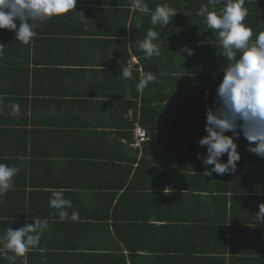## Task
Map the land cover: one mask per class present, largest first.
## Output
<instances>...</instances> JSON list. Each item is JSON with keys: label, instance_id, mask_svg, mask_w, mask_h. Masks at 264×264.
I'll list each match as a JSON object with an SVG mask.
<instances>
[{"label": "trees", "instance_id": "obj_1", "mask_svg": "<svg viewBox=\"0 0 264 264\" xmlns=\"http://www.w3.org/2000/svg\"><path fill=\"white\" fill-rule=\"evenodd\" d=\"M145 2L149 12H139L131 8V0H77L76 9L72 11L83 12L84 16L90 19L98 18L100 23L91 26L90 31L83 32L91 38V41L86 42H91L93 45L103 44V47L105 43L119 46L115 59L120 61L118 64L115 62L114 67L108 66V69L88 66L95 63L88 58L87 61H83L85 59L82 58L73 61L77 65L73 69L70 68V63L67 64L51 55L55 51L54 48L51 53L45 51L47 43L51 45L53 41L55 44L56 37L63 35L58 28L60 26L54 25L58 17L40 24L35 29L36 35L28 44L16 40L14 31L0 29V44L4 45L0 54V119L22 117V120L17 121L12 128H4L1 131L29 134V122L26 121L29 120L30 114L34 119L42 109L55 110L54 106L60 108L65 103L74 104L73 107L76 109L91 104L93 106L109 104L111 122L106 124L108 120H105L100 127L106 124L105 127L109 131L106 135H110L114 130L115 139L121 141L120 147L126 148H128L126 142L132 139L133 130L137 126L147 130L149 140L143 146L144 155L140 165L152 162L163 180L159 184L163 186L165 183L170 188L169 194L165 195L166 198L172 200L175 197L172 202H175L178 209L191 207L195 212L186 214V222L179 220L177 226L175 223L172 232L178 233L179 237L173 244L184 243L188 252L195 243V240L190 238L198 237L201 238L202 245L196 252H201L204 244L210 245L215 242L219 245L224 242L227 244V236L235 225L246 222V219L236 218L233 203L230 210L225 206L223 209L220 208L221 211H217L216 216L218 217L219 214L224 220L220 228L214 226L212 221L214 219L201 217L202 206H206L204 205L206 194L203 195L206 192L202 191L208 190L212 193L217 189L216 185H210L208 189L203 188L205 181L211 182L210 180L218 178V175L213 173L209 177L203 174L205 165L201 159H197V154H206V146L201 147L198 141L207 134L206 109L213 105L216 99V90L223 79L222 71L226 60L219 54L221 46L218 34L208 30L204 18L197 15L201 5L207 4L208 0H145ZM163 3L175 8L177 14L169 25L156 29L161 32V38L155 41L159 44L160 56H147L135 42L142 40L151 27V10H154L157 4ZM245 6L248 8L245 23L251 26L255 37L260 26L264 25V0H246ZM221 7L223 2L216 5L217 11ZM185 45L193 49V55L181 51ZM132 57L137 58V64L133 62ZM129 60H132L135 70L132 79L125 80L120 77V69ZM149 71L156 75L157 79L140 93L136 90V84L141 74ZM123 81L129 84V91H132L129 99H127L128 91L122 94ZM190 82H199L193 85L195 92L192 101L186 96L180 97L183 92L190 94L193 91L187 88ZM44 83L45 85H42ZM41 115L45 116L42 112ZM43 121L38 123L46 124V127L40 130L37 125H33L34 130L31 133L52 132L53 134L49 129V125H52L51 120ZM226 134L232 135V133ZM93 136L94 134L91 138ZM236 142L241 159L235 173L222 175L225 176L227 184L226 193L233 196L234 191L228 190H234L237 185L244 186L241 188L242 193L238 192L237 195L245 198L241 201V210L251 214L252 217L248 219L254 224L264 225V222H258L255 215L259 211L260 204L264 203V158L248 151V141L242 133ZM120 153L125 155L124 151ZM137 161V155L131 156L128 161L125 160L126 164L121 170L127 168L128 171L119 186L120 189H124L133 173L139 172V167L134 168ZM226 161L227 154L222 157V162ZM160 167L162 168L159 169ZM207 167L210 169L213 166ZM243 177L245 180L240 182ZM186 179L194 185V190L198 194L190 193L186 196L187 190L183 189ZM197 179L200 186H195L194 180ZM144 191L149 193L158 190L145 188ZM162 207L167 212L170 205L165 208L164 204ZM131 228V232H136V227ZM185 229L196 232L189 231L187 234ZM162 250V253H170L168 248ZM181 255L179 259H182ZM104 258L106 260L112 258V263L106 264H126L122 257L106 255ZM0 264H9V262H5L3 256H0Z\"/></svg>", "mask_w": 264, "mask_h": 264}, {"label": "crops", "instance_id": "obj_2", "mask_svg": "<svg viewBox=\"0 0 264 264\" xmlns=\"http://www.w3.org/2000/svg\"><path fill=\"white\" fill-rule=\"evenodd\" d=\"M98 22V18H87L77 10L59 16L54 25L60 26L58 28L63 35L56 37L55 44L53 41L51 45L47 43L45 51L51 53L54 48L52 53L56 54L59 49L64 50L66 58L63 62L70 63L73 69L77 67L73 61L81 58L95 62L88 64L90 67H114V63L120 61L115 59L118 44L105 43L103 47V44L86 42L91 38L83 32L90 31L91 26L100 24ZM134 58L133 62L137 60ZM123 86L122 94L128 91L129 99L132 92L129 91V84L123 81ZM73 106L65 103L60 108L54 106L55 110L42 109L34 119L30 114L26 121L29 122L30 132L25 135L1 131L12 128L22 117L0 119V163L20 167L12 189L0 197V235L9 227L18 229L36 218L48 222V230L43 234L39 248L29 249L23 256L17 257L16 264L112 263V258H104L106 255L122 257L126 264H264V225L254 224L248 219L251 214L241 210V201L245 198L237 195L244 186L237 185L234 190H228L234 191L232 196L226 193L225 176L218 175L219 179L205 181L203 188L216 185L217 189L212 193L202 191L206 192L203 195L206 194L207 204L204 202L206 206H202L201 217L214 219V226L220 228L224 220L219 214L216 216L217 211L225 206L230 210L233 203L236 218L246 219V222L235 225L227 236V244H204L201 252H196L202 245L201 238L191 237L195 243L187 252L184 243L173 244L179 234L173 233L172 228L179 220L185 221L186 214H194V208L178 209L172 202L175 197L172 200L166 198L170 188L165 183L163 186L159 184L163 180L152 162L140 165L143 148H131L132 139L130 143L123 140L129 149L120 147L121 141L115 139L114 130L106 135L109 131L105 125L111 122L109 104H91L77 109ZM44 119L51 120L49 129L53 134L31 133L33 125L40 130L46 127V124L38 123H43ZM105 120L108 122L100 127ZM94 130L97 131L92 132ZM133 155L138 156L134 168L139 167L140 170L130 176L124 189H120L128 171L127 168L121 170L122 166ZM188 179L183 187L187 190L186 196L198 194ZM244 180L243 177L240 182ZM194 181L195 186H200L198 179ZM60 188L65 190V198L72 202L73 207L67 209L69 215L73 211L78 213L75 221H61L57 211L48 205L52 190ZM145 188L161 190L160 195L158 191L145 193ZM164 204L165 208L170 205L167 212L162 207ZM131 227H136V232H131ZM189 231L196 232L185 229V233ZM162 248H168L170 253H162ZM178 254H183L182 259ZM4 261L8 262L6 258Z\"/></svg>", "mask_w": 264, "mask_h": 264}, {"label": "clouds", "instance_id": "obj_3", "mask_svg": "<svg viewBox=\"0 0 264 264\" xmlns=\"http://www.w3.org/2000/svg\"><path fill=\"white\" fill-rule=\"evenodd\" d=\"M221 2L223 7L217 11L216 5ZM245 4L246 0H208L197 12L204 18L206 28L218 34L219 54L226 60L216 99L206 109L207 134L198 141L201 147L206 146V154L198 153L197 159L202 160L205 165L203 174L209 177L213 173L236 172L241 159L236 141L241 133L248 141V151L264 158V25L254 37L253 29L245 23L248 16ZM76 5L77 0H0V29L14 31L16 40L28 44L40 24L76 9ZM130 7L139 12H149L145 0H131ZM176 14V9L168 3L157 4L151 10V27L142 40L135 42L144 54L160 56L161 50L155 41L161 38V32L156 29L169 25ZM3 48L4 45L0 44V54ZM181 51L194 54L187 45ZM132 60L120 69L122 79H132L135 70ZM156 79L151 71L142 73L136 90L142 93ZM225 154L227 161L222 162ZM210 165L213 167L209 169L207 166ZM19 171L18 166L0 163V197L12 189L14 177ZM64 191L62 188L53 189L48 205L57 211L61 221H75L78 213L73 211L69 215L67 209L73 205L65 198ZM255 215L258 222H264V203L260 204ZM47 230L48 222L40 218L18 229L7 228L0 235V256L6 258L9 264H16L17 257L23 256L29 249L39 248Z\"/></svg>", "mask_w": 264, "mask_h": 264}, {"label": "rangeland", "instance_id": "obj_4", "mask_svg": "<svg viewBox=\"0 0 264 264\" xmlns=\"http://www.w3.org/2000/svg\"><path fill=\"white\" fill-rule=\"evenodd\" d=\"M51 55L60 58L62 61H64L65 58H66L65 57V52L62 49H59V51L56 54H51ZM197 83H199V82H190L188 84L187 88L193 90V85L197 84ZM175 92H177V91H175ZM189 92H190V90H189ZM194 92H195L194 90L190 94H187V93L183 92L180 97L186 96L187 98H189L192 101L194 99ZM185 105H188V104H185Z\"/></svg>", "mask_w": 264, "mask_h": 264}, {"label": "built area", "instance_id": "obj_5", "mask_svg": "<svg viewBox=\"0 0 264 264\" xmlns=\"http://www.w3.org/2000/svg\"><path fill=\"white\" fill-rule=\"evenodd\" d=\"M148 139V133L145 130H134L132 134V146L137 147L140 143Z\"/></svg>", "mask_w": 264, "mask_h": 264}, {"label": "bare ground", "instance_id": "obj_6", "mask_svg": "<svg viewBox=\"0 0 264 264\" xmlns=\"http://www.w3.org/2000/svg\"><path fill=\"white\" fill-rule=\"evenodd\" d=\"M134 63L137 64V63H138V60H135ZM138 129L145 130V131L147 132V130H146L145 128H143V127L137 126V127L135 128V130H138ZM147 133H148V132H147ZM148 140H149V134H148V139H146L144 142L140 143L137 147L132 146L133 141H131V143H130V147H131V148H134V149H141V148H143V146L146 144V142H147Z\"/></svg>", "mask_w": 264, "mask_h": 264}]
</instances>
